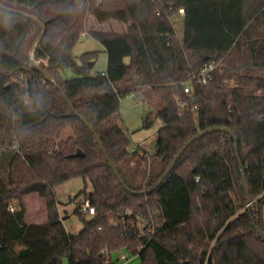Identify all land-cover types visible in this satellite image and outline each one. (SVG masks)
Wrapping results in <instances>:
<instances>
[{
  "label": "trees",
  "instance_id": "16d2710c",
  "mask_svg": "<svg viewBox=\"0 0 264 264\" xmlns=\"http://www.w3.org/2000/svg\"><path fill=\"white\" fill-rule=\"evenodd\" d=\"M0 2L32 9L0 7V264H105L120 250L137 264H264V0ZM89 17L124 29L89 28ZM83 32L103 46L104 70L88 65L96 50L73 55ZM208 62L217 65L200 84ZM146 90L162 106H147L140 128L161 125L154 150L135 157L119 105ZM211 126L235 138L220 130L197 138L149 190L184 142ZM73 177L91 185L76 197L94 207L86 215L75 206V234L54 194ZM32 193L44 199L45 223L24 220L23 196Z\"/></svg>",
  "mask_w": 264,
  "mask_h": 264
},
{
  "label": "rangeland",
  "instance_id": "374dc122",
  "mask_svg": "<svg viewBox=\"0 0 264 264\" xmlns=\"http://www.w3.org/2000/svg\"><path fill=\"white\" fill-rule=\"evenodd\" d=\"M21 1L30 2L32 0ZM18 8L19 11L31 14L30 12L32 9L26 5H19ZM173 26L177 35H180L182 32V22L179 19H175L173 20ZM88 27L98 30L122 31L124 29V24L115 20H110L108 22H97L93 17H89ZM33 44H35V39L31 40L29 52H31ZM91 50L98 51L96 59L88 62L89 66L92 62H94V66L91 68V71H94L100 69V65H102L105 61V52L103 51V46L98 40L85 32L84 35H82L74 44L72 53L78 60V56L81 53ZM68 75H70L69 72ZM147 106L152 110H156L162 106V103L149 90L143 91L140 97H134L131 94H124L120 99L118 121L128 134L130 145L136 142L140 148L142 147L148 153H151L155 146L156 131L160 127L161 123L160 121L156 120L151 127L140 128L142 112L145 108H147ZM69 133L70 130L65 129L62 131L61 137H66ZM140 153L142 152L140 151ZM135 160L136 158L133 157L131 161L133 162ZM141 165L144 168L147 167V160H142ZM84 187H86L87 191L91 190V185L87 183L85 186L83 184L82 178L80 177H73L54 187V194L58 203L60 218H62V223L65 229L71 234L77 233L82 226V222L75 213L74 209L77 204L79 205L81 200L80 196L76 197L77 193ZM23 203L25 206V213L27 207L29 208V213L26 217L27 222H45L46 211L43 198L38 197L35 193H32L25 196ZM13 206H15V201L13 202ZM262 214H264V208H262ZM121 251L125 252V250ZM138 262L139 258L137 256H131L127 264H137Z\"/></svg>",
  "mask_w": 264,
  "mask_h": 264
},
{
  "label": "water",
  "instance_id": "95a60500",
  "mask_svg": "<svg viewBox=\"0 0 264 264\" xmlns=\"http://www.w3.org/2000/svg\"><path fill=\"white\" fill-rule=\"evenodd\" d=\"M0 7L3 8V9H8V10H13V11H17V12H20L19 10H16V9H11L9 7H6L4 4H2L0 2ZM29 14V13H28ZM31 15V14H29ZM40 25L42 26V24L40 23ZM43 33V26H42V29H41V32L39 34L42 35ZM34 45V44H33ZM29 57L30 59L32 60V63L34 64V66H37L36 65V62L32 59V51L29 52ZM48 78H50L49 75H47ZM73 109V108H72ZM75 114H77L75 111H74ZM80 118L86 123L88 124L81 116ZM90 127V130L92 132H94L93 128L88 125ZM225 131V132H228L233 138H235V135H234V132L233 130L227 128V127H219V126H211V127H208V128H205V129H202V130H199L198 132H196L193 136H191L186 142H184V144L179 148V150L177 151V153L174 155L173 159L170 161V163L168 164V166L166 167V169L164 170L163 174L159 177V179L155 182L154 186L152 188H150L149 190H152L154 187L158 186L162 181L163 179L169 174V172L172 170L175 162L177 161V159L180 157V155L182 154V152L184 151V149L189 145L191 144L193 141H195L197 138L201 137L202 135L206 134V133H209V132H212V131ZM94 137H95V140L99 146V148L101 149L106 161L108 162V165L110 166V168L113 170L116 178L118 179L119 183L124 187V188H127L126 187V184L124 183V180L122 179V177L120 176L119 172L116 170L114 164L112 163L109 155L106 153V150L104 149L100 139L98 138V136L94 133ZM236 150V156L237 158L239 159V156H238V153H237V149L235 148ZM72 155H76V156H82V152L80 149H76L75 153H73ZM239 166H240V170L241 172H243V168H242V164H241V161L239 160ZM243 179H244V176H243ZM245 189H246V194H247V200H248V203L247 205H250L251 203V198H250V195H249V192H248V188L247 186L245 185ZM149 190H144L143 192H147ZM130 192H134L132 190H129Z\"/></svg>",
  "mask_w": 264,
  "mask_h": 264
},
{
  "label": "built area",
  "instance_id": "2783aa9c",
  "mask_svg": "<svg viewBox=\"0 0 264 264\" xmlns=\"http://www.w3.org/2000/svg\"><path fill=\"white\" fill-rule=\"evenodd\" d=\"M179 14H183V10L182 9H179ZM85 32L81 33V36L84 35ZM217 65V63L215 62H208L207 64H205L202 69L200 70V72L196 75L197 77V82L200 83V84H204L206 83V81L208 79L211 78V70H213V68H215ZM184 91L185 92H189L190 91V87H189V84L188 82L185 83V86H184ZM138 144L136 142H134L132 145L129 146V150L131 152H135L136 155L135 157L139 156L140 154H142V149L138 148ZM140 151L142 153H140ZM147 167H148V160H147ZM198 177L196 176L195 177V180H197ZM79 212L82 213V214H86V215H91L94 213V207L91 206L88 202V200H85V201H82V202H79ZM9 209L10 210H14L15 209V206H13V202H11L9 204ZM101 252H103V250H101ZM132 255H130L127 251H118V252H111L109 255L106 256L107 258V262L105 264H127L129 258L131 257Z\"/></svg>",
  "mask_w": 264,
  "mask_h": 264
},
{
  "label": "crops",
  "instance_id": "0c3cea01",
  "mask_svg": "<svg viewBox=\"0 0 264 264\" xmlns=\"http://www.w3.org/2000/svg\"><path fill=\"white\" fill-rule=\"evenodd\" d=\"M105 55V61L103 62V64L102 65H100V69H98V70H104L105 68H106V54H104ZM93 66H94V62H92L91 64H90V68H93ZM26 196V195H25ZM25 196H23V199H25ZM44 200V199H43ZM44 204H45V202H44ZM26 206H27V204H26ZM29 213V208L27 207V210H26V213H25V215H24V220H25V222L26 223H29V222H27L26 221V217H27V214ZM34 214V213H33ZM45 222H46V218H45ZM44 222V223H45ZM34 223H37V222H34ZM43 223V222H42Z\"/></svg>",
  "mask_w": 264,
  "mask_h": 264
}]
</instances>
